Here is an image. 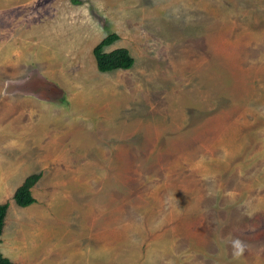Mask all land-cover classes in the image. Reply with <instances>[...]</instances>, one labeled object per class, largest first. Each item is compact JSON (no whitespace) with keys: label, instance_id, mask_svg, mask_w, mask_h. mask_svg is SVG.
<instances>
[{"label":"rangeland","instance_id":"obj_1","mask_svg":"<svg viewBox=\"0 0 264 264\" xmlns=\"http://www.w3.org/2000/svg\"><path fill=\"white\" fill-rule=\"evenodd\" d=\"M110 33L133 63L99 72ZM3 138L74 155L38 194L75 262L264 264V0H0Z\"/></svg>","mask_w":264,"mask_h":264},{"label":"crops","instance_id":"obj_2","mask_svg":"<svg viewBox=\"0 0 264 264\" xmlns=\"http://www.w3.org/2000/svg\"><path fill=\"white\" fill-rule=\"evenodd\" d=\"M25 107L20 108L19 114L24 115ZM13 108V106L8 107L5 109L7 111H3V114L13 115L14 113H10ZM29 113L31 114L32 110ZM15 120L13 123L17 122V124L8 129L17 128L19 130L21 128L20 118H15ZM3 140L5 142H0V203L7 202V209L0 234L1 255L7 258L11 264H74L75 259L80 256L84 258L85 251L87 257L89 250L80 249L84 246L83 238L89 236L88 232L86 231L82 235L78 226L77 232L73 226L70 228L73 230L72 233L66 232L65 227L68 226L67 218L69 216L64 210L71 209L70 203L49 204L47 201L41 200L42 198L38 194V188L42 184L55 188L63 187L69 182L72 186L79 185V175L77 178L70 179L75 171L74 165L64 164L69 161L73 162L74 155H59L55 149L52 150L54 151L52 155V152L48 151L47 145L45 146L46 143L42 145V141L39 139L30 141L19 139L17 142L7 138H3ZM30 174H39L38 179L30 187V194L34 201L24 207L17 206L11 199L12 194L24 178ZM11 201L16 207H13ZM54 207L62 213L53 212ZM10 211H13L12 215H9ZM23 224L28 227L30 235L19 233ZM56 226L58 227L57 232H51V227ZM78 234L82 236V239ZM75 236H78V239ZM86 243L88 244L89 241ZM80 263V260L75 262V264ZM82 264H85L83 260Z\"/></svg>","mask_w":264,"mask_h":264},{"label":"trees","instance_id":"obj_3","mask_svg":"<svg viewBox=\"0 0 264 264\" xmlns=\"http://www.w3.org/2000/svg\"><path fill=\"white\" fill-rule=\"evenodd\" d=\"M117 38V35L110 33L103 37L92 49L95 66L99 72H108L117 69H127L132 66L133 58L128 53L127 49L118 47L108 52H103V46L112 43ZM39 174H30L26 176L23 182L14 190L11 199L20 207L31 204L34 199L30 194V187L38 179ZM7 209V202L0 203V234L3 226V220ZM0 264H11V262L3 257L0 253Z\"/></svg>","mask_w":264,"mask_h":264}]
</instances>
